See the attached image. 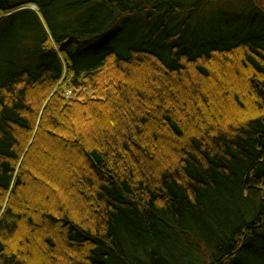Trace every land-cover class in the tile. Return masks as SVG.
Masks as SVG:
<instances>
[{
	"label": "trees",
	"instance_id": "trees-1",
	"mask_svg": "<svg viewBox=\"0 0 264 264\" xmlns=\"http://www.w3.org/2000/svg\"><path fill=\"white\" fill-rule=\"evenodd\" d=\"M228 2L0 0V264H264V16L198 32Z\"/></svg>",
	"mask_w": 264,
	"mask_h": 264
},
{
	"label": "rangeland",
	"instance_id": "rangeland-1",
	"mask_svg": "<svg viewBox=\"0 0 264 264\" xmlns=\"http://www.w3.org/2000/svg\"><path fill=\"white\" fill-rule=\"evenodd\" d=\"M248 1L249 0H229V2L227 4H224L225 6H223L226 7L225 9L222 8L220 12L212 15V20L210 21V23L207 19H205V21L203 22V19L200 18L198 32H206L207 35L214 36L216 35L215 33L222 31L219 29L220 27L216 28L217 25L221 24L225 26L224 33L230 32L231 29H233L234 33H238L237 31H240L244 26L249 25L251 14L253 15V10H255L254 7L247 5ZM255 1L259 5L258 8L260 7L257 10L261 14V16H264V0ZM30 8L36 11V8H33V5ZM251 11H253V13L250 14ZM241 17L242 20H240Z\"/></svg>",
	"mask_w": 264,
	"mask_h": 264
},
{
	"label": "built area",
	"instance_id": "built-area-1",
	"mask_svg": "<svg viewBox=\"0 0 264 264\" xmlns=\"http://www.w3.org/2000/svg\"><path fill=\"white\" fill-rule=\"evenodd\" d=\"M67 93L70 94L71 93V90H68Z\"/></svg>",
	"mask_w": 264,
	"mask_h": 264
},
{
	"label": "water",
	"instance_id": "water-1",
	"mask_svg": "<svg viewBox=\"0 0 264 264\" xmlns=\"http://www.w3.org/2000/svg\"><path fill=\"white\" fill-rule=\"evenodd\" d=\"M33 8H34V6H33Z\"/></svg>",
	"mask_w": 264,
	"mask_h": 264
}]
</instances>
